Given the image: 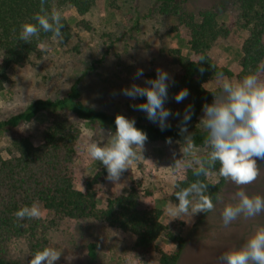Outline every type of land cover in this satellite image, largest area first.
I'll return each mask as SVG.
<instances>
[{
  "label": "rangeland",
  "instance_id": "1",
  "mask_svg": "<svg viewBox=\"0 0 264 264\" xmlns=\"http://www.w3.org/2000/svg\"><path fill=\"white\" fill-rule=\"evenodd\" d=\"M166 3L171 5L167 0H97L86 17L79 16L72 6L57 7L56 10L73 28L74 40L67 46H60L56 41L45 42L41 60L9 71V81L0 94V119L24 110L36 99L65 95L73 82L94 64L95 69L81 81L82 101L97 109L134 120L142 114L149 123H153L144 111L136 107L144 103V98H130L123 94V90L133 84L150 86L146 83L150 81L146 75L157 74L158 69L167 71L170 87L172 78L180 71V66L175 62V50L196 59L188 44L186 26L179 17L199 16L207 10L215 11L220 24H228L237 17L234 0H187L179 6L177 14L173 9L163 14L161 9ZM243 40L244 37L236 34L225 40L220 38L212 44L209 54L216 63L237 74ZM138 69L143 70L142 76L137 77ZM223 79L207 82L205 87L218 88ZM230 80L238 81L236 78ZM185 104L186 99L177 103L174 97L171 104L165 102L164 107L172 112L174 108L184 107ZM204 115L202 111L199 119ZM48 122V114L41 112L14 133H0V159L9 158L13 137L28 135L35 143L40 142L42 127ZM167 122H175L172 115L167 118ZM81 127L82 136L77 145L72 172L76 188L84 190L85 181L104 167L88 156L87 146L93 142L108 143L115 131L88 121H82ZM184 147L185 144L178 139L170 143L146 140L143 148L136 149L139 158L121 174L118 182L108 180L106 175L96 186L99 206L105 207L108 198L127 194L134 188L141 195L142 207L161 209V221L185 240L178 264H222L221 255L241 247L240 241H244L241 235L244 229H250L249 224L244 222L248 218L243 216L225 226L222 211L226 205L238 202L236 193L240 190L249 196H264V158H257L259 175L251 183L236 185L230 179L226 180L214 211L210 214L204 217L201 211L194 216L177 218L170 212L178 203L170 198L175 180L173 162L177 160L181 168L190 159V154L184 153ZM193 150L203 154L208 149L193 147ZM210 178L217 180L212 175ZM41 209L42 216L38 219L49 227L45 233V247H55L62 252L56 264H161L159 252L143 253L135 247V237L130 233L103 221L58 218ZM203 218L205 222H202ZM263 218L264 212L249 218L250 224L264 226ZM90 243L95 244V259L89 256ZM157 245L167 253L177 251L176 244L164 237L158 239ZM9 257L30 264L28 241L12 242Z\"/></svg>",
  "mask_w": 264,
  "mask_h": 264
},
{
  "label": "trees",
  "instance_id": "2",
  "mask_svg": "<svg viewBox=\"0 0 264 264\" xmlns=\"http://www.w3.org/2000/svg\"><path fill=\"white\" fill-rule=\"evenodd\" d=\"M97 0H0V94L9 81V71L39 61L44 55L42 45L56 41L60 46L69 45L75 38L73 28L66 18L62 17V39L55 38L51 32L41 30L39 38L30 43L19 40V32L24 23L33 22V16L41 9L51 12L64 5L72 6L77 14L86 17L91 13ZM161 12H179V6L187 0H167ZM237 10L235 21L220 24L217 14L207 10L199 16L179 17L186 26L189 46L196 59L187 57L180 50H175V62L180 71L172 78L168 87L166 103L182 89L189 95L184 107L172 110L175 122H167L169 127L161 130L158 124L149 123L142 114L135 118V126L147 134L149 142H169L179 140L191 134L194 148L207 147V132L200 123L199 115L205 104H212L215 96L221 95L220 87L208 89L205 84L222 78L242 80L249 74H257L264 81V0H234ZM86 29L89 27L85 26ZM233 34L244 37L241 43L242 57L240 70L235 74L228 67L219 65L209 54L212 44L218 39H227ZM78 45L76 49L78 50ZM92 64L81 77L71 85L69 91L58 98H39L30 102L26 108L7 118L0 119V133H14L22 124L32 121L39 113L48 114L49 122L42 127L41 141L35 143L30 136L13 137L9 148V158L0 159V264H28L9 257L10 244L25 240L30 246L32 256L45 248V233L49 227L37 218L19 220L15 213L24 206L38 203L43 209L58 218L93 219L103 221L135 237V247L143 253L159 252L161 264H178L185 247V240L171 231L161 221L162 211L159 208H144L141 195L131 188L127 194L107 199L105 207L98 202V189L103 178L108 175L105 167L98 170L84 183V190L76 188L72 164L77 154V145L82 136V121L95 122L103 129L115 131V120L119 115L97 109L85 104L81 97L82 78L91 70ZM156 73L146 75L149 80L155 79ZM144 103L146 102V97ZM191 106V120L187 123V133L181 134L185 110ZM179 112V116L176 113ZM128 118V117H126ZM131 120V118H128ZM175 172L174 189L170 196L178 202L175 193L187 188L192 182L208 184L206 195L216 206L222 187L227 179L219 175V163L209 167L207 175L196 176L186 166ZM217 179H211L210 176ZM213 210L203 212V216ZM264 219V218H263ZM249 230L241 235L244 241L250 238L258 225L250 224ZM263 221V220H262ZM205 222V219H202ZM252 228V229H251ZM164 237L177 246L175 253H167L158 248L157 241ZM89 256L96 258L95 244L88 245Z\"/></svg>",
  "mask_w": 264,
  "mask_h": 264
},
{
  "label": "clouds",
  "instance_id": "3",
  "mask_svg": "<svg viewBox=\"0 0 264 264\" xmlns=\"http://www.w3.org/2000/svg\"><path fill=\"white\" fill-rule=\"evenodd\" d=\"M43 14L33 16V22L24 23L19 32V40L30 43L39 38L41 30L51 32L55 38H61L63 28L62 13L53 9L50 13L41 9ZM137 77L143 75L138 69ZM169 74L158 69L155 79L147 81L150 86L141 87L133 84L123 90V94L136 98L146 97V102L138 106L147 118L157 123L161 130L169 127L167 118L173 113L164 107L168 96ZM221 95L215 96L212 104L204 105V117L200 123L207 132V151L201 154L193 150L191 134L184 136V153L190 154L186 166L196 176L207 175L209 167L219 163V175L230 179L236 185H246L256 180L259 175L257 158H264V81L257 74H249L240 81L227 78L222 80ZM189 95L182 89L175 95V101L181 103ZM179 116V112L176 113ZM191 120V106L185 110L181 126V134L187 133V123ZM134 119L122 115L116 117L115 133L106 144L93 142L87 146L88 156L100 162L107 170V179L118 182L121 174L130 169L139 158L136 149L142 147L147 134L135 126ZM171 141H169L170 143ZM179 169V163H174ZM208 184L200 181L192 182L187 188L175 193L178 203L170 209L172 216L181 217L195 215L199 212L211 211L212 200L205 193ZM238 202L228 204L222 211V221L228 226L238 217L252 218L264 212V196H249L245 191L236 193ZM19 220L40 218L42 209L38 203L24 206L15 213ZM62 252L55 247H45L37 251L30 264H56ZM222 264H264V226L258 227L254 234L239 248L228 250L220 257Z\"/></svg>",
  "mask_w": 264,
  "mask_h": 264
}]
</instances>
